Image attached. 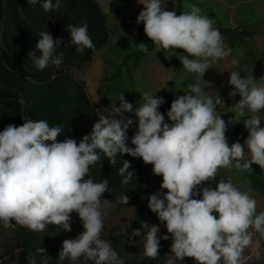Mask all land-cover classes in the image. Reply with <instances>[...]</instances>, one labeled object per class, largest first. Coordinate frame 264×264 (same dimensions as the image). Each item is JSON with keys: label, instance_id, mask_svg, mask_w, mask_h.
I'll use <instances>...</instances> for the list:
<instances>
[{"label": "clouds", "instance_id": "9594fccd", "mask_svg": "<svg viewBox=\"0 0 264 264\" xmlns=\"http://www.w3.org/2000/svg\"><path fill=\"white\" fill-rule=\"evenodd\" d=\"M40 0H27L36 5ZM143 5L135 23H143L144 33L157 52L176 55L188 73L203 76L212 62L231 55L215 21L202 14L200 7L189 6V11L166 10L164 0H137ZM67 5L63 0H43L44 12L60 10ZM70 44L81 54L85 49L93 52L96 46L88 34L87 23L67 25ZM35 51L28 53L34 67L43 71L50 64L59 67L64 54L57 49L62 39L50 32L40 31ZM137 50L149 53L146 43L136 44ZM238 64L237 60L232 61ZM228 93L238 102L230 106L232 113L251 118L244 120L248 136L242 145L239 141L229 146L227 124L216 112L222 99L204 96L198 85H189L184 95L177 96L167 111L168 120L160 111L163 97L143 93V103L134 109L123 93L119 107L111 106L107 116L99 113L90 135L77 143L65 137L62 125L50 126L46 120H24L23 124L7 125L0 131V224L4 228L16 226L43 232L49 225L71 231V214L77 213L83 231L73 239L62 242L59 260L69 259L72 264L83 259L92 264H125L111 244L102 238L104 214L102 195L108 192L109 180L94 182L88 177L91 165L100 161L99 152L115 166L117 155H130L152 165L154 175L162 176L160 191L148 197V207L167 229L159 235L158 225L141 223L133 237H144V255L150 259L159 256L160 240H172L171 253L181 262L192 258L196 264H241L244 250L254 243L253 235L264 236V212L257 213V201L246 191H240L231 180L220 179L215 189L200 187L202 182L214 179L220 168L235 167L241 171L253 164L264 169V127L256 113L264 109V87H258L252 76L242 77L239 72L229 73ZM134 113L136 120L125 116ZM137 124L131 138L134 147L128 146V129ZM99 150V152H98ZM124 160L118 169L122 183H131L133 171ZM166 190V191H164ZM197 199L195 197L200 196ZM119 202L127 205L129 197L122 195ZM213 212L218 214L213 215ZM15 221V223H12ZM41 264H48L46 249L39 247ZM259 258V253H257ZM28 264H36L35 254Z\"/></svg>", "mask_w": 264, "mask_h": 264}, {"label": "trees", "instance_id": "16d2710c", "mask_svg": "<svg viewBox=\"0 0 264 264\" xmlns=\"http://www.w3.org/2000/svg\"><path fill=\"white\" fill-rule=\"evenodd\" d=\"M124 2L125 0H109V13L113 16L117 15ZM42 3L43 0L36 5L28 4L27 0H0V131L9 124L20 126L27 119H43L50 126H63L64 133L58 137L60 141L69 137L79 143L84 135L91 134L94 123L99 120V111L88 98L82 80L73 78L58 68L65 65L80 68L81 65L90 62L95 52L108 41L110 32L107 29L105 15L98 7L96 0H63L66 7L47 13L42 9ZM208 17L216 21L213 14L209 13ZM85 22L96 50L93 52L91 49H85L81 54L70 44V35L66 28L70 24L79 26ZM216 28L229 41H238L241 44L257 33L252 24L240 28L218 25ZM46 30L54 38L63 40L57 52H62L65 58L59 67L50 64L43 71H39L28 58V53L35 51L37 56L41 54L35 49V44L40 38L38 33ZM122 41L129 47L127 37L122 38ZM146 44L149 52L154 49L151 40ZM145 55L136 50L127 54L124 61L128 58L139 60ZM182 92L181 88L169 97L164 90H159L156 96L163 97L165 100V103L160 106V111L171 106L172 101ZM260 114L264 116V109L260 111ZM99 155L100 161L90 166L86 178H91L94 182L107 178L108 192H105L101 198H108L117 207H122L125 204H121L119 200L124 194L129 197L127 205H131L134 210L131 221L122 231L112 234L109 243L118 253L119 258L124 259L125 264H163L162 252L166 247H171V239L160 240L159 256L156 259L147 258L144 251L137 255L123 251L124 247L131 243L129 237L132 232L140 228L141 223H146L148 197L160 191L161 183L149 181L148 170L140 158H133L127 154L117 155L116 165L111 166L109 159L102 152H99ZM124 160L130 162L129 171L134 172L131 183L127 185L122 183L123 177L118 172ZM247 177L251 189L264 194V177L254 173H249ZM220 179L228 181L224 174L218 173L214 179L202 182L200 187L215 189ZM195 198H202V193ZM11 230L16 245L20 248L17 264H28L27 258L34 254L36 264H41L42 254L36 253L39 247L46 249L47 253L43 255H48V264H68L66 259L60 261L58 258L62 249L59 241L62 227L49 225L43 232L32 231L22 226H16ZM143 231L144 229H141L142 233ZM136 238L133 237L132 241ZM257 240L264 247V236L257 233ZM82 264H92V262L84 261ZM187 264H196V262L192 258H187ZM249 264H264V260Z\"/></svg>", "mask_w": 264, "mask_h": 264}, {"label": "rangeland", "instance_id": "374dc122", "mask_svg": "<svg viewBox=\"0 0 264 264\" xmlns=\"http://www.w3.org/2000/svg\"><path fill=\"white\" fill-rule=\"evenodd\" d=\"M98 7L105 15L107 29L110 32L108 41L99 48L93 55L90 62L81 65L80 68L65 65L59 67L61 71L69 74L73 78L82 80L86 94L90 101L94 103L99 113L107 116L111 112V106L119 107V96L121 93L134 109L142 104L143 93L156 95L159 90H164L169 97L182 88V94L189 90V85H198L204 96H219L222 102L217 105L216 112L221 115L227 124V142L229 146L239 141L242 145L248 136V130L244 127V120L253 115L245 109V115L240 116L230 111V106L239 101L237 95L235 99L230 98L228 93L232 91V86L228 84L229 73L237 71L242 77L252 76L254 83L258 87H264V0H164L166 10H175L177 15L183 11H189L192 5L198 6L202 14L208 16L213 14L216 17L214 27L218 25L229 28H240L244 25L252 24L257 33L250 39H246L244 44L238 41H229L224 37V43L231 49V55L225 59L212 62L203 76L188 73L183 69L178 55H185L181 49H176V55H171L166 59L163 51H150L139 60L128 58L127 54L137 50L136 44L147 43L150 39L144 33L143 23L137 25L136 18L143 5L137 0H125L120 12L113 16L108 11L109 0H96ZM127 37L129 47L126 46L122 38ZM239 63L233 65L232 61ZM113 75H115L113 77ZM167 107L161 113L165 116V123L171 124L168 120ZM261 118L260 127H264V116L256 113ZM127 117L136 120L134 113H127ZM137 130V124L129 127L128 146L134 147L131 138ZM148 170L149 181L151 183H162V176L153 174L152 165L145 164ZM224 174L230 179L234 186L240 191H246L257 201V211L264 212V194H259L251 189L247 175L254 173L264 177V169L253 164L252 168L241 171L234 166L231 168H220L217 172ZM102 199V212L104 214V228L102 238L110 241V236L118 233L131 221L133 207L125 205L117 207L108 198ZM213 215L218 214L213 212ZM146 223L149 226L158 225L159 235L167 234V229L161 223L155 213L148 205L146 207ZM83 231L82 222L77 213L71 214V231H62L60 245L66 239H73ZM147 235L145 229L141 237H137L123 251L127 254L137 255L144 251V237ZM162 240V239H161ZM253 245L244 250L241 264H249L254 261L264 260V247L257 240V233L253 235ZM166 247L162 252L163 264H187V258L183 262L177 260ZM19 247H17L11 228H4L0 224V264H17ZM259 253V258H257ZM68 264L72 262L66 258ZM83 259L76 262L82 264Z\"/></svg>", "mask_w": 264, "mask_h": 264}]
</instances>
